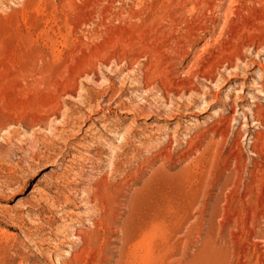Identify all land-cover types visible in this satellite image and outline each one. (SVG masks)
I'll return each mask as SVG.
<instances>
[{
    "label": "rangeland",
    "instance_id": "374dc122",
    "mask_svg": "<svg viewBox=\"0 0 264 264\" xmlns=\"http://www.w3.org/2000/svg\"><path fill=\"white\" fill-rule=\"evenodd\" d=\"M0 264H264V0H0Z\"/></svg>",
    "mask_w": 264,
    "mask_h": 264
},
{
    "label": "bare ground",
    "instance_id": "6f19581e",
    "mask_svg": "<svg viewBox=\"0 0 264 264\" xmlns=\"http://www.w3.org/2000/svg\"><path fill=\"white\" fill-rule=\"evenodd\" d=\"M177 77V76H176ZM190 83V82H189ZM186 84L185 83H180V85H179V87H181V88H185L184 86H185ZM187 87V86H186ZM188 88V87H187ZM191 91V90H190ZM176 92V91H175ZM262 92V91H261ZM237 174V173H236ZM234 180V179H233ZM236 180V179H235ZM222 186V185H221ZM223 186H225V185H223ZM172 191V190H171ZM192 195V194H191ZM157 196V195H156ZM147 200V199H146ZM168 202V201H167ZM135 223V222H134ZM136 225V224H135ZM140 225H142V224H140ZM134 228V227H133ZM137 228L139 229L140 228V226L139 227H135V229L137 230ZM134 229V230H135ZM140 231H141V229H140ZM129 236V235H128ZM125 237H127V236H125ZM130 237V236H129ZM85 238V237H84ZM131 239H133V238H131ZM124 240V239H123ZM125 241V240H124ZM126 241H127V239H126ZM133 241V240H132ZM71 242V241H70ZM127 242H129V241H127ZM131 242V241H130Z\"/></svg>",
    "mask_w": 264,
    "mask_h": 264
}]
</instances>
